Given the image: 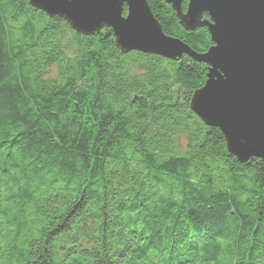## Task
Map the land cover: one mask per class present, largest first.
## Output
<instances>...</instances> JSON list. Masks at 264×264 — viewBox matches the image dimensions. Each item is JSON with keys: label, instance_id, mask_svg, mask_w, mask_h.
<instances>
[{"label": "trees", "instance_id": "obj_1", "mask_svg": "<svg viewBox=\"0 0 264 264\" xmlns=\"http://www.w3.org/2000/svg\"><path fill=\"white\" fill-rule=\"evenodd\" d=\"M146 3L165 36L212 46ZM207 70L0 0V264H264V161L190 111Z\"/></svg>", "mask_w": 264, "mask_h": 264}, {"label": "water", "instance_id": "obj_2", "mask_svg": "<svg viewBox=\"0 0 264 264\" xmlns=\"http://www.w3.org/2000/svg\"><path fill=\"white\" fill-rule=\"evenodd\" d=\"M27 1L47 17L62 19L77 34L109 29L122 54L171 61L187 55L205 64L206 80L191 95L190 111L204 126L220 132L228 154L239 163L264 161V0H188L184 12L183 0H162L184 30H207L212 46L202 55L165 36L146 0Z\"/></svg>", "mask_w": 264, "mask_h": 264}]
</instances>
